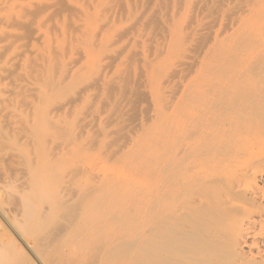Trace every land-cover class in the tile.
Listing matches in <instances>:
<instances>
[{"label":"bare ground","instance_id":"1","mask_svg":"<svg viewBox=\"0 0 264 264\" xmlns=\"http://www.w3.org/2000/svg\"><path fill=\"white\" fill-rule=\"evenodd\" d=\"M96 147L133 192L101 196ZM16 175L35 259L0 230V264H264V0H0Z\"/></svg>","mask_w":264,"mask_h":264},{"label":"rangeland","instance_id":"2","mask_svg":"<svg viewBox=\"0 0 264 264\" xmlns=\"http://www.w3.org/2000/svg\"><path fill=\"white\" fill-rule=\"evenodd\" d=\"M89 145L84 146V150L88 149ZM96 153H97V147L94 148L91 151L92 159L94 161L97 160V168H96V184H99L101 181V178L106 175L107 178L104 180V184L108 187V192L101 196H127L126 193H131L133 191H126L122 192V186H123V178L128 175V169L126 165L122 162H114L113 160L106 161L102 159V156L96 159ZM0 181H2V177L0 176ZM51 182H42L39 183V181L36 180V177L30 178V191L31 195L33 197V202L36 205H40L42 202L45 201V197L43 196V192L45 187L49 185ZM128 183V182H126ZM124 183V185L126 184ZM47 184V185H46ZM101 184V183H100ZM10 187H7L5 190L0 192V195L3 197V201L0 202L3 203L0 206V230L1 232L9 233V235L12 237L13 242L9 240V237H5L4 246L2 248L11 247L13 249L14 255L19 258L23 253L29 256V258L35 259L34 254L32 252L31 248V241L25 238V236H22V234L16 229V227H13L12 224V217L16 213V201L17 197L20 195L21 191V180L19 179V176L16 175L10 182ZM118 186H121V188H118ZM115 188V189H114ZM41 192L40 194H36L37 192ZM1 199V197H0ZM1 201V200H0ZM16 202V203H15ZM10 217V219L8 218ZM17 230V231H16ZM12 245V246H11ZM93 247L92 245H89L88 248Z\"/></svg>","mask_w":264,"mask_h":264}]
</instances>
